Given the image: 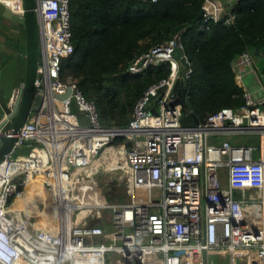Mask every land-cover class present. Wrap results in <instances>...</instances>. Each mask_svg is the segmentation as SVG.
<instances>
[{
	"label": "built area",
	"instance_id": "1",
	"mask_svg": "<svg viewBox=\"0 0 264 264\" xmlns=\"http://www.w3.org/2000/svg\"><path fill=\"white\" fill-rule=\"evenodd\" d=\"M70 1L36 0L39 100L0 163V264H216L213 252H226L228 264H264V95L257 99L243 82L253 56L245 51L233 63L242 106L183 125L188 111L174 90L183 66L173 55L184 50L179 32L132 61L134 74L164 61L172 69L136 99L128 126L105 127L96 103L62 72L63 57L75 48ZM227 1L204 0L205 21L233 22L235 0ZM7 4L23 11L21 3ZM68 86L71 94L58 97ZM231 134L259 140L224 138ZM108 147L124 153L113 168L127 173L126 202H108L99 175L83 173ZM38 175L46 178L43 206L15 219L10 206Z\"/></svg>",
	"mask_w": 264,
	"mask_h": 264
},
{
	"label": "trees",
	"instance_id": "2",
	"mask_svg": "<svg viewBox=\"0 0 264 264\" xmlns=\"http://www.w3.org/2000/svg\"><path fill=\"white\" fill-rule=\"evenodd\" d=\"M203 3L204 0L70 1L75 48L63 57L62 72L96 103L103 126L129 125L136 99L172 69L171 62L164 61L134 74L130 64L150 47L179 32L192 67L186 108L205 119L223 107L237 108L245 103L233 63L248 51L258 58L260 72L264 73V0H236L231 23L205 21ZM25 151L21 148L18 152Z\"/></svg>",
	"mask_w": 264,
	"mask_h": 264
},
{
	"label": "water",
	"instance_id": "3",
	"mask_svg": "<svg viewBox=\"0 0 264 264\" xmlns=\"http://www.w3.org/2000/svg\"><path fill=\"white\" fill-rule=\"evenodd\" d=\"M22 4L23 11L12 9L6 2L0 1V13L6 17L15 19L23 24L26 34V60L24 79L17 85V67L16 62L11 61L0 70V163L5 154L12 151L15 142L19 137V131L28 121L31 111L36 103L37 86L35 80L38 76V66L42 61V52L40 46V17L37 11L36 0H18ZM228 1H224L227 3ZM173 55L183 63L181 75L177 78L174 90L178 97L176 103L181 104L186 109V114L181 118L183 125L196 124L199 116L194 112H189L186 108L185 95L189 85L188 69L191 67L185 51L177 48ZM72 87L68 86L67 92L59 95L60 98H66L71 94ZM10 123L12 126L10 132H1L5 125ZM52 205H47V210H51Z\"/></svg>",
	"mask_w": 264,
	"mask_h": 264
},
{
	"label": "crops",
	"instance_id": "4",
	"mask_svg": "<svg viewBox=\"0 0 264 264\" xmlns=\"http://www.w3.org/2000/svg\"><path fill=\"white\" fill-rule=\"evenodd\" d=\"M226 1V0H224ZM4 2V1H3ZM7 2V1H6ZM8 3V2H7ZM227 7L230 6L226 5ZM17 11V10H16ZM26 52V34H25V27L20 22L16 21L15 19L6 17L0 13V70L4 68L8 63L11 61L16 62L17 67V85H19L24 79V71L26 60L24 58V54ZM258 58H254V63H257ZM249 73H253V81L250 82L254 83L253 85H248L246 79ZM243 82L246 87L253 92L254 96L256 97L255 93L261 92L262 96L264 95V79L262 77V72L257 71L254 68V64L251 67H246L245 72L243 75ZM260 84V85H259ZM258 86V87H257ZM261 96V97H262ZM258 97L257 99L261 98ZM38 106V102L35 103L33 108ZM11 124L8 123L5 125L3 131L9 130L11 128ZM249 136V137H248ZM246 140L249 139L250 142L255 141L258 137L257 135H248ZM239 135L231 134L229 136H224V138H229L233 142L240 141ZM252 139V140H251ZM259 140V137H258ZM257 140V141H258ZM222 181L224 184L228 183V176L225 169H222ZM236 195L238 197L247 196L248 190L242 191L236 190ZM226 252H213L212 258L216 264H225L224 259H226L225 255ZM228 255V254H227ZM226 255V256H227ZM227 261L229 263V255L227 257ZM218 262V263H217ZM227 263V264H228Z\"/></svg>",
	"mask_w": 264,
	"mask_h": 264
},
{
	"label": "bare ground",
	"instance_id": "5",
	"mask_svg": "<svg viewBox=\"0 0 264 264\" xmlns=\"http://www.w3.org/2000/svg\"><path fill=\"white\" fill-rule=\"evenodd\" d=\"M10 3H14L15 7H18V0H6ZM124 153L122 150H118L115 147L106 148L105 152L102 153L100 159H96L92 164L85 167L83 170L84 175L92 176L99 175V171L102 167L105 169L111 168V163L113 162L115 166L124 163ZM45 177L38 175L37 177L31 178L26 186L25 193L21 195L11 206L10 210L13 211V215L15 219H23L24 218V209L31 208L34 210V214L38 213L39 208L43 206L44 197H47L46 187H45ZM28 211V210H27ZM40 221L38 222L39 225Z\"/></svg>",
	"mask_w": 264,
	"mask_h": 264
},
{
	"label": "rangeland",
	"instance_id": "6",
	"mask_svg": "<svg viewBox=\"0 0 264 264\" xmlns=\"http://www.w3.org/2000/svg\"><path fill=\"white\" fill-rule=\"evenodd\" d=\"M255 57L253 56V59ZM254 68L257 71L262 70L261 69V65L257 62L254 63ZM253 73H249L248 77L245 78L246 82L248 83V85H253L254 83L250 82L253 81ZM260 85V84H259ZM258 87V86H257ZM264 94V92H263ZM256 98L261 97L262 94L261 92H258L257 94L255 93ZM39 98H36V102H38ZM153 111L155 112L156 110L153 109ZM247 134L246 135H242V137H240V141H244L247 138ZM249 137V136H248ZM120 140H122L121 137H119ZM115 141L113 142L116 145H119L121 143V141ZM252 140V139H251ZM256 140H258V137L256 138ZM104 151V150H103ZM102 151V153H103ZM105 152V151H104ZM102 155V154H101ZM101 155H99V157H97V159L101 157ZM96 160V159H95ZM125 160V158H124ZM111 168L110 169H105L104 167L101 168V170L99 171V179L100 180V190L103 193L104 198L108 201V202H123V201H128L131 198V191L127 190L126 188V181H127V173L125 174V172L123 170H121V168L118 169H114L113 166L114 163H111ZM126 175V176H125ZM137 197V196H136ZM95 221V220H94ZM115 255L113 253H109L108 255ZM227 255V254H226ZM226 259H224L225 264L228 263V255L226 256ZM218 263V262H217ZM109 264H116L115 262H110Z\"/></svg>",
	"mask_w": 264,
	"mask_h": 264
},
{
	"label": "clouds",
	"instance_id": "7",
	"mask_svg": "<svg viewBox=\"0 0 264 264\" xmlns=\"http://www.w3.org/2000/svg\"><path fill=\"white\" fill-rule=\"evenodd\" d=\"M236 1V0H235Z\"/></svg>",
	"mask_w": 264,
	"mask_h": 264
}]
</instances>
